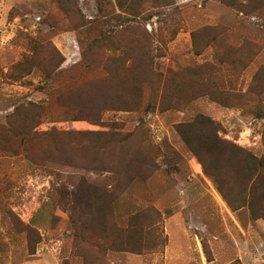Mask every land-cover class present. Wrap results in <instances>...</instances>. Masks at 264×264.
I'll return each mask as SVG.
<instances>
[{
    "label": "rangeland",
    "instance_id": "obj_1",
    "mask_svg": "<svg viewBox=\"0 0 264 264\" xmlns=\"http://www.w3.org/2000/svg\"><path fill=\"white\" fill-rule=\"evenodd\" d=\"M120 1L0 0V264H264V198L221 159L224 197L176 131L204 117L264 157V0ZM143 50L154 86L118 110ZM92 82L101 122L74 121L66 93Z\"/></svg>",
    "mask_w": 264,
    "mask_h": 264
},
{
    "label": "trees",
    "instance_id": "obj_2",
    "mask_svg": "<svg viewBox=\"0 0 264 264\" xmlns=\"http://www.w3.org/2000/svg\"><path fill=\"white\" fill-rule=\"evenodd\" d=\"M117 1L121 2L120 0ZM240 8L242 9L241 6ZM193 37L194 35H192V38ZM193 46H197L195 40L193 42ZM150 58L152 59L150 51H146L145 53V50H143L140 67L137 64L139 59L134 62L132 60L130 67L134 70H138L137 78L135 84L131 88V92L129 91L130 97L126 99L117 98L115 101H112L113 103L115 102L118 104L116 107L118 110L134 111L138 108L140 104L139 85H142L141 77L145 75L147 77L148 83L154 86L156 77L151 70L153 61ZM218 62L223 63V61L220 59H218ZM119 87L124 90H128L124 85L120 84ZM93 88L94 84L92 82L89 83L86 88H74L66 93L68 96L69 107L72 108L76 116L74 121L86 119L97 122L98 124L101 122L102 108H106V103L102 101L98 95L93 93ZM222 106L227 107V105L224 103ZM150 109L151 105L147 104L146 110L149 111ZM167 109L169 108L166 107L164 110ZM38 117V113L35 115L31 110L18 114V118L21 120L30 121L31 127H35L39 124ZM14 120H16V118ZM16 123L17 126L15 129H13V132L21 135V139H26L27 132L18 124V122ZM176 131L182 138L185 145L190 149L198 162L202 165L204 172L215 182L218 191L224 197V187L223 182L221 181L223 172L218 166V161L221 159L227 160L229 162L234 175L238 177L239 184L242 188L241 192H239V195L245 198V200L248 202L252 203L258 202L264 198V157H257L234 144H230L220 139L218 136V133L221 131L219 125L204 117H199L191 123L178 124L176 126ZM96 136L97 139L94 141L96 143H101V151L103 155L106 154L110 149L119 146L120 143H124V136L118 131L115 132L114 130H111L106 133H97ZM262 139L264 142V132ZM126 162H128L126 166H135L138 169H142L144 166H146L144 160L139 158L129 159L126 160ZM103 164L112 165V161H105ZM118 166L121 167L120 165ZM93 198L94 202L96 203L98 199H96V197ZM252 208L255 211V208ZM134 232L135 231H131V233ZM127 240L133 249L126 247V250H132V252L135 254L144 251L143 249L146 248L143 246L140 248V245L136 244L134 248L133 236L127 237Z\"/></svg>",
    "mask_w": 264,
    "mask_h": 264
}]
</instances>
